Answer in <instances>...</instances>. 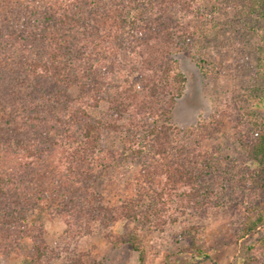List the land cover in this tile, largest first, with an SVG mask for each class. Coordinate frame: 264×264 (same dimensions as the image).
<instances>
[{"label":"trees","instance_id":"trees-1","mask_svg":"<svg viewBox=\"0 0 264 264\" xmlns=\"http://www.w3.org/2000/svg\"><path fill=\"white\" fill-rule=\"evenodd\" d=\"M196 1L203 0H0V247L19 249L22 264L42 260L35 240L43 212L67 210L77 196L102 203L89 189L97 169L109 166L104 135L125 133L130 145L137 143L132 156L146 153L147 163L169 154L179 131L166 122L186 81L173 55L193 39ZM36 119H42L37 134ZM53 119H61L60 133H52ZM28 131L35 137L23 141ZM256 136L250 156L264 174V123ZM38 166L43 172L34 173ZM150 166L143 183L158 198L152 182L159 173ZM140 189L120 212L139 224L153 222L156 196L136 208ZM248 209L257 215L246 214L245 235L264 220V198ZM250 218L258 221L249 224ZM137 234L130 242L142 258ZM196 234L187 227L177 239L190 237L186 249L214 262Z\"/></svg>","mask_w":264,"mask_h":264},{"label":"rangeland","instance_id":"rangeland-1","mask_svg":"<svg viewBox=\"0 0 264 264\" xmlns=\"http://www.w3.org/2000/svg\"><path fill=\"white\" fill-rule=\"evenodd\" d=\"M261 1L195 2L199 11L190 21L193 39L173 55L186 81L166 122L179 131L172 136L169 154L147 163L146 153L132 156L137 143L130 145L125 133L104 135L101 145L108 152L102 155L109 166L97 169L89 189L102 203L89 195L77 196L67 210L43 212L35 240L41 248L40 264H264V220L256 231L242 234L246 214L257 215L248 207L264 198V174L250 156L264 123V17L257 10ZM60 120L49 121L52 133L62 131ZM41 121L31 122L36 134ZM30 136L35 137L34 132H26L22 140ZM150 163L159 173L152 182L161 194L158 198L143 183ZM38 171L43 172L41 166L34 167L33 172ZM172 173L176 175L169 176ZM136 185L141 187L136 208L156 196L153 207L159 214L153 222L139 224L122 217L120 206L132 199L128 195L133 196ZM255 221L250 218L249 224ZM187 227H196L197 244L214 262L186 249L190 237L177 239ZM134 230L142 258L130 242ZM25 245L29 249L33 243ZM20 253L0 247V264H22Z\"/></svg>","mask_w":264,"mask_h":264}]
</instances>
